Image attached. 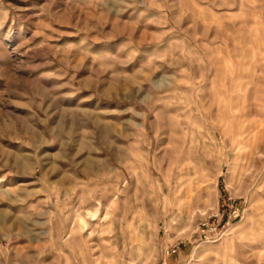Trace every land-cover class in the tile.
<instances>
[{
  "label": "rangeland",
  "instance_id": "obj_1",
  "mask_svg": "<svg viewBox=\"0 0 264 264\" xmlns=\"http://www.w3.org/2000/svg\"><path fill=\"white\" fill-rule=\"evenodd\" d=\"M0 264H264V0H0Z\"/></svg>",
  "mask_w": 264,
  "mask_h": 264
}]
</instances>
